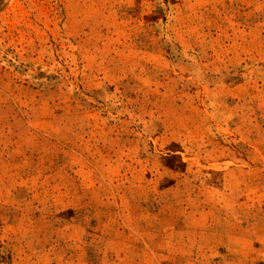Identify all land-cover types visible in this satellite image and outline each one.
<instances>
[{"label": "rangeland", "instance_id": "rangeland-1", "mask_svg": "<svg viewBox=\"0 0 264 264\" xmlns=\"http://www.w3.org/2000/svg\"><path fill=\"white\" fill-rule=\"evenodd\" d=\"M0 264H264V0H0Z\"/></svg>", "mask_w": 264, "mask_h": 264}]
</instances>
